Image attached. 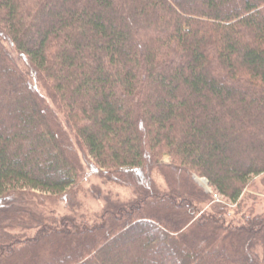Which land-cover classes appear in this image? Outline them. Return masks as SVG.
I'll return each instance as SVG.
<instances>
[{"label":"trees","instance_id":"1","mask_svg":"<svg viewBox=\"0 0 264 264\" xmlns=\"http://www.w3.org/2000/svg\"><path fill=\"white\" fill-rule=\"evenodd\" d=\"M257 177L264 0H0V264H264Z\"/></svg>","mask_w":264,"mask_h":264},{"label":"rangeland","instance_id":"2","mask_svg":"<svg viewBox=\"0 0 264 264\" xmlns=\"http://www.w3.org/2000/svg\"><path fill=\"white\" fill-rule=\"evenodd\" d=\"M41 90V89H40ZM43 94L45 95V93L43 92ZM61 118V116H60ZM62 119V118H61ZM81 157H83L82 153H80ZM164 163H169L170 159L169 157H165L163 159ZM87 168V167H86ZM87 172V177L86 179H84V182L81 183V187L83 188V191L81 190V192L79 193L77 200L79 199L82 204V210H79V214H85L86 217L91 220L94 221L96 220V218L99 216V212L102 208V203L95 200L93 198V196H91V194L88 192L93 185H101V181L100 179L95 176L92 175L89 171L88 168L86 170ZM153 178L156 180V182L163 187L164 183L163 180L159 177V175L154 172L153 174ZM197 182L199 183V185H201L208 193L212 192L211 189L208 186V181L206 179H201V178H196ZM257 185V190L258 191H248L246 192V195L244 197V205L246 208L252 207L253 205L255 206V210L257 211V213H262L264 214V178L263 177H257L254 179ZM201 181H204L206 185L202 184ZM102 189L105 192H112L113 194L119 195L121 198L123 199H127L131 196V192L128 189L125 188H121L115 185H108L106 187L102 186ZM216 199H220L217 196H214ZM65 201H60V203L58 205H56V207H53L51 205H47L46 207V211L47 212H54L55 214H70L71 212V208L69 209L66 205V203H64ZM3 204V203H2ZM231 208H234V205H230Z\"/></svg>","mask_w":264,"mask_h":264},{"label":"bare ground","instance_id":"3","mask_svg":"<svg viewBox=\"0 0 264 264\" xmlns=\"http://www.w3.org/2000/svg\"><path fill=\"white\" fill-rule=\"evenodd\" d=\"M201 182H202V184L206 185V183L204 181H201Z\"/></svg>","mask_w":264,"mask_h":264},{"label":"water","instance_id":"4","mask_svg":"<svg viewBox=\"0 0 264 264\" xmlns=\"http://www.w3.org/2000/svg\"><path fill=\"white\" fill-rule=\"evenodd\" d=\"M208 183V182H207ZM206 186H207V184H206Z\"/></svg>","mask_w":264,"mask_h":264}]
</instances>
